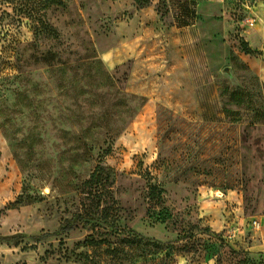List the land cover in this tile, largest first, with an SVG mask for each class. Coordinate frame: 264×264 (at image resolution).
I'll return each instance as SVG.
<instances>
[{"label":"rangeland","instance_id":"374dc122","mask_svg":"<svg viewBox=\"0 0 264 264\" xmlns=\"http://www.w3.org/2000/svg\"><path fill=\"white\" fill-rule=\"evenodd\" d=\"M155 1L179 16H135ZM261 1L0 0V243L25 264H264L242 34Z\"/></svg>","mask_w":264,"mask_h":264},{"label":"crops","instance_id":"0c3cea01","mask_svg":"<svg viewBox=\"0 0 264 264\" xmlns=\"http://www.w3.org/2000/svg\"><path fill=\"white\" fill-rule=\"evenodd\" d=\"M190 1V0H189ZM196 16H203V19H210L213 16H229L226 14V9L222 12L214 13L209 8L210 5L222 2V0H196ZM256 6H253L252 14H254V23L251 24V28L248 27V30L242 32L247 48L254 53V55H246L247 60L255 67L261 81L264 83V2L256 3ZM135 16H179L177 13L176 7L170 8V12L167 15H164L158 10V3L155 1L152 5L140 8L137 11ZM184 16H194L193 14ZM147 18V17H146ZM146 24V23H145ZM206 31L203 29V33ZM128 40V39H127ZM133 42L123 41L118 51L131 52L133 51ZM244 56V55H243ZM1 242V241H0ZM9 242V241H8ZM23 254L13 253V248L9 246L6 242L4 244L0 243V264H25L23 261ZM33 264V263H28Z\"/></svg>","mask_w":264,"mask_h":264},{"label":"trees","instance_id":"16d2710c","mask_svg":"<svg viewBox=\"0 0 264 264\" xmlns=\"http://www.w3.org/2000/svg\"><path fill=\"white\" fill-rule=\"evenodd\" d=\"M75 223H76V217H73V218L65 221L64 223H62L60 225V227L56 231H54L52 233L51 232H46L43 235L37 236V237L33 236V239L41 240L43 238L50 237L51 235H58V234H61V233H65L67 231L72 230L74 228V226H75ZM5 238L8 240V239H10L12 237L11 236H7Z\"/></svg>","mask_w":264,"mask_h":264},{"label":"built area","instance_id":"2783aa9c","mask_svg":"<svg viewBox=\"0 0 264 264\" xmlns=\"http://www.w3.org/2000/svg\"><path fill=\"white\" fill-rule=\"evenodd\" d=\"M250 4H248L247 2L245 3L244 7L245 9H248L247 13H245L242 22L245 25H251L254 22V16H252V7L249 6Z\"/></svg>","mask_w":264,"mask_h":264}]
</instances>
